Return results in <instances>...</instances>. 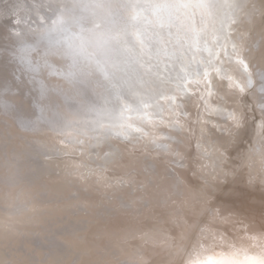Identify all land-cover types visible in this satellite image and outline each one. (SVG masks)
I'll list each match as a JSON object with an SVG mask.
<instances>
[{
	"label": "bare ground",
	"instance_id": "6f19581e",
	"mask_svg": "<svg viewBox=\"0 0 264 264\" xmlns=\"http://www.w3.org/2000/svg\"><path fill=\"white\" fill-rule=\"evenodd\" d=\"M149 1L150 27L60 51L107 59L110 82L88 67L66 77L74 59L51 57L24 88L0 85V264L264 258V0ZM3 47L2 62L15 53ZM34 151L52 157L37 178L21 159Z\"/></svg>",
	"mask_w": 264,
	"mask_h": 264
},
{
	"label": "water",
	"instance_id": "95a60500",
	"mask_svg": "<svg viewBox=\"0 0 264 264\" xmlns=\"http://www.w3.org/2000/svg\"><path fill=\"white\" fill-rule=\"evenodd\" d=\"M45 1L48 2V4L43 2L45 3V6H43V4L40 5L41 2H39V0H16L15 2L17 3H15V6L12 8L27 3L30 4L31 9L34 10L33 13L28 14L23 12L21 15L18 14L16 9L12 10V8L8 6H5L4 9L0 6V24L10 23V28L5 29L4 32L0 34V46H4L3 48H5L9 45L15 50L11 59L7 57L8 59L4 60V62H2L3 54L0 56V69L7 66L11 71L0 70V75L2 74V77L0 76V85L4 86L3 88L5 89H11V91H13L18 87L24 88L28 82V77L33 78L34 75H37L40 78L43 71L53 68L51 57H59L65 60L70 58L69 61L75 59L76 67H72L73 69L82 70L86 67L91 69L94 62H90L89 59L87 61L88 63L85 62L83 57L86 56L78 52L80 49L77 51L78 55H75L72 50L69 54L65 55L60 52L65 48L63 46L71 45L74 41L79 42L80 45L84 44L83 34L86 37V41L93 39L94 36L103 39L106 35L105 30L108 27L126 30L125 23H129L128 25L130 26V23L133 22L135 26L140 25L143 29H145L144 27H150L151 21L148 17L144 18L143 15L145 13L146 15L151 14V10L157 7L154 2H152V5L149 0H76V4L73 6H66V1L69 0ZM31 2L33 4H31ZM237 2L243 3L244 0H237ZM37 5L41 6L42 10H39L38 7H36ZM64 6H66L68 9L67 12L69 13L66 19H63L65 17ZM116 7H121L124 11H128V17L119 11H111L116 9ZM133 10L135 12H142L140 15L129 17V11L134 12ZM94 24H99L100 27L95 28ZM59 25H61V27ZM80 32H82V34H78ZM20 37L26 38L27 41L25 42H27V44L24 41L22 42ZM111 39L112 38L108 35L107 42L110 43ZM24 49L27 51H24ZM92 49L93 47L90 43H87L84 49L82 48V50L87 51L86 55H90ZM52 54L58 56H51ZM16 59H19V61L17 62ZM35 63H39L41 70L35 71ZM7 67L4 69H7ZM5 74H9V76L6 77ZM39 78L36 81H39ZM33 91L36 92L35 89H33ZM95 133L97 135L99 134L97 130ZM100 133L102 136L104 135L101 130ZM44 157L46 160L52 158L47 155H44ZM44 157L42 153H38L37 151L33 153L24 152L22 154L21 159H23L25 166H28L31 170L33 169L32 177L37 178L39 173L43 171L44 166L42 165V161Z\"/></svg>",
	"mask_w": 264,
	"mask_h": 264
},
{
	"label": "snow or ice",
	"instance_id": "6c2138e0",
	"mask_svg": "<svg viewBox=\"0 0 264 264\" xmlns=\"http://www.w3.org/2000/svg\"><path fill=\"white\" fill-rule=\"evenodd\" d=\"M94 27L95 28H99L100 25L99 24H94ZM66 55L69 54V53H65ZM73 68L76 67V60L74 59L73 61V65H72ZM114 66H109L108 64V61L107 59H101V60H96L93 64H92V67L91 69L85 73V75H91L92 72L94 71L95 74H97L98 76H101L103 77V79L105 81H108L110 82L112 77L115 75V73L113 72L112 68ZM80 70L77 69L76 71H69L67 74H66V77H72L74 78L77 73L79 72ZM55 74H61V73H55ZM262 91H264V89H262ZM227 118L228 119H231V120H235L238 122V118L233 115L232 113H227ZM129 131H132L131 129V126L129 125ZM225 264H230V262H225ZM245 264H264V258H260V259H256V258H249Z\"/></svg>",
	"mask_w": 264,
	"mask_h": 264
},
{
	"label": "rangeland",
	"instance_id": "374dc122",
	"mask_svg": "<svg viewBox=\"0 0 264 264\" xmlns=\"http://www.w3.org/2000/svg\"><path fill=\"white\" fill-rule=\"evenodd\" d=\"M24 5H26V4H24ZM1 6V5H0ZM253 165L255 166V167H257V162H253ZM253 166V167H254ZM260 181V180H259ZM259 181H256L255 182V186H258L259 185V183L261 184V182H259ZM235 194V193H234ZM237 195L239 196V194L237 193ZM222 218H223V216H222ZM263 242H264V240H263ZM73 246V245H72ZM71 253H75V250L73 249L72 250V252ZM105 257H109V256H111V258H115V259H118L119 257H123L120 253H119V251H117V250H115V249H113L112 247H107L106 248V253H105V255H104ZM103 263L104 264H109V262H107V259H104L103 260Z\"/></svg>",
	"mask_w": 264,
	"mask_h": 264
}]
</instances>
